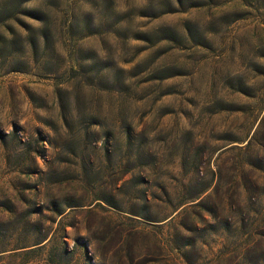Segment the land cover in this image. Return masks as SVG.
I'll return each mask as SVG.
<instances>
[{"label":"rangeland","instance_id":"1","mask_svg":"<svg viewBox=\"0 0 264 264\" xmlns=\"http://www.w3.org/2000/svg\"><path fill=\"white\" fill-rule=\"evenodd\" d=\"M0 264H264V0H0Z\"/></svg>","mask_w":264,"mask_h":264},{"label":"trees","instance_id":"2","mask_svg":"<svg viewBox=\"0 0 264 264\" xmlns=\"http://www.w3.org/2000/svg\"><path fill=\"white\" fill-rule=\"evenodd\" d=\"M38 244H41V243H36L35 245H38Z\"/></svg>","mask_w":264,"mask_h":264}]
</instances>
